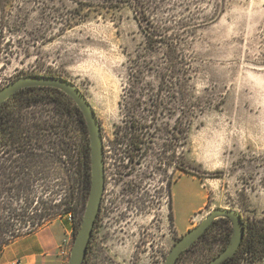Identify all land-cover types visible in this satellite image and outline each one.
<instances>
[{
    "label": "rangeland",
    "instance_id": "rangeland-1",
    "mask_svg": "<svg viewBox=\"0 0 264 264\" xmlns=\"http://www.w3.org/2000/svg\"><path fill=\"white\" fill-rule=\"evenodd\" d=\"M148 1L151 13L143 16L126 0H0V88L26 75H57L74 82L99 117L107 187L95 264H165L179 235L217 208L264 226V0ZM24 97L15 117L54 119L63 144L70 119L73 150L84 163L79 144L89 135L69 101L47 91ZM131 122L138 146L127 131ZM65 158L44 180L33 159L0 147L7 182L3 190L0 182V247L43 215L65 224L61 248L70 250L69 263L77 233L63 205L71 190ZM131 182L136 192L123 187ZM88 196L79 204L82 216ZM135 197L137 208H130ZM127 208L143 213L138 225L149 227L156 214L173 210L164 244L139 251L131 225L119 239V213ZM230 236L232 221L219 220L184 263L208 264Z\"/></svg>",
    "mask_w": 264,
    "mask_h": 264
},
{
    "label": "flooded vegetation",
    "instance_id": "flooded-vegetation-1",
    "mask_svg": "<svg viewBox=\"0 0 264 264\" xmlns=\"http://www.w3.org/2000/svg\"><path fill=\"white\" fill-rule=\"evenodd\" d=\"M182 97L184 101V92H183ZM18 121L19 122L16 126L11 123L3 126L4 127V131H3L4 138H3L2 144L0 141V147L8 146L14 150H18V153L21 156V159L27 160V162L33 159L34 162H36L38 166V173H37L38 176L42 178L44 177V180H47L48 178V175H49L48 171L55 169L58 163V160L62 162V160L59 159V157L65 156L66 166H67L66 170L68 172L69 179L71 180L70 184H72L73 171H74V166H75L74 164H76V166L79 164V167L82 165L83 167L82 170H84V168H86V160L84 158L85 152H83V149L80 151V153L84 159V163L81 164L80 161L78 160L80 157L79 156L76 157L74 155L75 151L73 150V142L71 140L72 138L71 122H68L66 124L65 132L67 136V142L63 144L62 141L60 142L58 141V124L54 119H51L50 121H48L47 118H43L40 114V115L33 116V117L24 116L23 118L22 117L19 118ZM87 133L89 135L88 128H87ZM179 133L181 134L180 135L181 140L184 145V121H182L181 124L179 122ZM89 141H90V137H89ZM87 145H88V142L86 143L85 148L88 147ZM104 148H105V145H104ZM32 150L34 152H32ZM22 153H24L25 156L24 155L22 156ZM74 157H76V160H74ZM90 157H91V147H90ZM184 163H185V159L183 156V159L181 162L183 172H184ZM5 170H6V167L4 165H0V182L2 184L1 187H3L2 190L5 188V185L7 183L4 181L5 174H6ZM132 171H134V169L131 168L130 172ZM51 177H52V174L50 175V178ZM174 185L175 183H173L172 186ZM168 186H170V181L168 182ZM106 187H107V175H106L105 192L103 195L100 212H99V215H98V218H97L94 230H93V234H92L89 246H88L87 256L83 264H95L92 256L95 255L94 248H95V241L97 240L96 230L97 228H99V224L103 221V215L105 214V211H106V208H105L106 207V203H105ZM123 187L127 188L128 191L131 193L136 192L135 182H131L129 186L124 184ZM90 189H91V185H90ZM167 191H169V187L167 188ZM129 204H132L130 208H133V207L137 208L136 197L135 199L130 200ZM172 211L173 210L168 211L165 214V216L164 214L163 215L156 214V216L152 220L150 227H149V223L145 222L144 220H142L141 223L138 225L139 223L138 218H141L142 216H144L143 213H141L139 215L140 217H138V211H135L132 213L131 211L128 210V208L125 211H121L119 213L120 220H119V223H117L118 226L120 227V231L118 234L120 235L119 239H122V237H126V234H125L127 231L126 227L131 225L135 227L133 232H135L136 234H134L133 237L135 238V240H137L136 244L138 245L137 249H139V251H142V250L146 251L147 249H150L152 251V249H157V247H159V243H157V241H161L162 242L161 245H163L164 242L168 238L169 231H170L169 229L170 224L172 226L174 222ZM131 214H133V216L131 218H128L127 216ZM133 218H134V221H131V219ZM182 235L183 233L179 235V237L181 238ZM123 241H126V239ZM176 243L177 242H175L173 246ZM183 253L180 255L177 262L178 261L181 262L183 260V257H184L182 256Z\"/></svg>",
    "mask_w": 264,
    "mask_h": 264
},
{
    "label": "water",
    "instance_id": "water-1",
    "mask_svg": "<svg viewBox=\"0 0 264 264\" xmlns=\"http://www.w3.org/2000/svg\"><path fill=\"white\" fill-rule=\"evenodd\" d=\"M32 87L56 88L70 96L82 112L90 137L91 147V189L88 201L77 233L68 264H83L88 246L100 212L106 186L105 148L102 126L97 112L87 96L72 81L59 76L26 75L0 88V107L11 96L21 90ZM219 218H229L233 223V236L230 245L213 258L208 264H221L236 254L245 234L243 216L229 209L213 210L198 226L185 233L171 249L165 264H176L180 255L188 250L206 232L209 226Z\"/></svg>",
    "mask_w": 264,
    "mask_h": 264
},
{
    "label": "trees",
    "instance_id": "trees-1",
    "mask_svg": "<svg viewBox=\"0 0 264 264\" xmlns=\"http://www.w3.org/2000/svg\"><path fill=\"white\" fill-rule=\"evenodd\" d=\"M126 2L130 3L135 7V9L139 10L141 15L145 16L146 14H150L149 10V1L148 0H126ZM149 23H151L149 21ZM146 35L149 37L151 36L152 40H154L156 37H158V34H155L157 31L153 30L150 31L148 28H144ZM154 41H160L155 39ZM162 42V40H161ZM47 76H57V75H47ZM52 92L55 94H59L60 96H63L66 98L73 108L75 114L79 118V120L85 125L86 128V136L88 138V133H87V125L84 119V116L82 112L79 110L77 107L76 103L73 101V99L66 95L64 92L56 89V88H51V87H32V88H26L24 90L19 91L18 93L14 94L11 96L8 100H6L3 105L0 107V141L1 144L3 143V131H4V125L8 124H14L15 126L18 124V120L15 117L17 113V107L23 104V100L25 99V95L31 94V93H37V92ZM68 105V104H67ZM74 117V116H73ZM71 122L70 119L66 122ZM139 127L135 126L133 122H131L130 126L128 127L127 131L129 130L131 134L130 139L132 141L131 144H134V146H138V144L141 143V140L137 136L135 131H139ZM142 129V128H141ZM132 131V132H131ZM184 134H186V130L184 128ZM88 142V147L85 148V145L83 146V143L79 146H81V149H83L84 153V158L86 160V168L83 169L82 165L79 167V164L75 167L73 171V178H72V184H71V190L67 195V198L63 202V205L65 206V209H67L66 213H71V215L74 218V232L78 233L81 222L83 219V214H79V204L80 202L86 203L87 195H89L90 191V185H91V157H90V141L87 139ZM136 149V148H135ZM78 147L74 149V155L76 156L77 153H79ZM85 150V151H84ZM87 150V151H86ZM17 160H13L12 163L15 165H18ZM18 166H15L13 168H17ZM219 220L231 222L229 218H220L218 220H215L209 228L206 230V232L201 236V238L195 242L188 250H186L182 256H185L186 253H188L193 247H195L199 242H201L207 234L210 233L213 229H215L217 223ZM245 222V234H244V239L241 243L240 248L236 252L234 256L229 258L228 260L224 261L221 264H236V261H242V260H247L249 264H258L257 261H259L261 258H264V226L262 223H253V222ZM38 226L36 228L30 229L24 233H13L12 236L8 238L6 242H3V244L0 247V252L3 250V248L11 243L13 240L16 238L29 234V233H34L52 223L51 220L43 218V215H40L39 221L37 222ZM34 225H36L34 223ZM231 237V236H230ZM231 238L227 240V242L222 246L221 252L225 250L231 243ZM184 258V257H183ZM215 258V254L211 255L208 257L210 261ZM177 262V264H186L184 263V260Z\"/></svg>",
    "mask_w": 264,
    "mask_h": 264
},
{
    "label": "crops",
    "instance_id": "crops-1",
    "mask_svg": "<svg viewBox=\"0 0 264 264\" xmlns=\"http://www.w3.org/2000/svg\"><path fill=\"white\" fill-rule=\"evenodd\" d=\"M183 229L187 231V224ZM65 234V224L55 222L22 235L3 248L0 264H66V256L60 252Z\"/></svg>",
    "mask_w": 264,
    "mask_h": 264
},
{
    "label": "built area",
    "instance_id": "built-area-1",
    "mask_svg": "<svg viewBox=\"0 0 264 264\" xmlns=\"http://www.w3.org/2000/svg\"><path fill=\"white\" fill-rule=\"evenodd\" d=\"M70 220H72V215H70ZM60 252L63 256H68L69 253H70V250L66 249L65 247L64 248H60Z\"/></svg>",
    "mask_w": 264,
    "mask_h": 264
},
{
    "label": "bare ground",
    "instance_id": "bare-ground-1",
    "mask_svg": "<svg viewBox=\"0 0 264 264\" xmlns=\"http://www.w3.org/2000/svg\"><path fill=\"white\" fill-rule=\"evenodd\" d=\"M178 199V198H177Z\"/></svg>",
    "mask_w": 264,
    "mask_h": 264
}]
</instances>
